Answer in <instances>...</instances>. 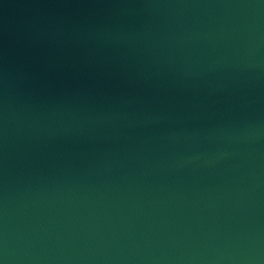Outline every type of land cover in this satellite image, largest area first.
Here are the masks:
<instances>
[{
  "label": "water",
  "instance_id": "95a60500",
  "mask_svg": "<svg viewBox=\"0 0 264 264\" xmlns=\"http://www.w3.org/2000/svg\"><path fill=\"white\" fill-rule=\"evenodd\" d=\"M0 264H264V0H0Z\"/></svg>",
  "mask_w": 264,
  "mask_h": 264
}]
</instances>
